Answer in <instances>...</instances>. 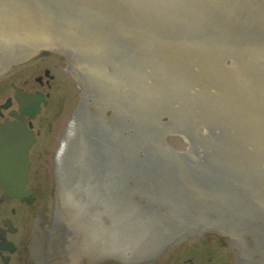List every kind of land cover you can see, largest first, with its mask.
I'll use <instances>...</instances> for the list:
<instances>
[{"label": "water", "instance_id": "obj_1", "mask_svg": "<svg viewBox=\"0 0 264 264\" xmlns=\"http://www.w3.org/2000/svg\"><path fill=\"white\" fill-rule=\"evenodd\" d=\"M44 51L81 89L57 155L78 127L69 191L125 211L126 240L204 222L264 254V0H0V73ZM12 88L30 120L47 105ZM34 141L0 124V183L27 173Z\"/></svg>", "mask_w": 264, "mask_h": 264}, {"label": "flooded vegetation", "instance_id": "obj_2", "mask_svg": "<svg viewBox=\"0 0 264 264\" xmlns=\"http://www.w3.org/2000/svg\"><path fill=\"white\" fill-rule=\"evenodd\" d=\"M39 85L49 82L42 79ZM43 108L30 120L20 113L14 92L0 103V123L25 122L35 140L27 173L0 183V264H264V254L251 241H228L222 253L223 241H207V234L215 233L202 225L184 226L178 234H130L126 240L123 220L112 213L105 195L71 192L68 179L60 176L57 166L64 163L57 155L64 136L58 150L52 143L39 145L35 123ZM76 136L68 139L70 146L82 141Z\"/></svg>", "mask_w": 264, "mask_h": 264}, {"label": "rangeland", "instance_id": "obj_3", "mask_svg": "<svg viewBox=\"0 0 264 264\" xmlns=\"http://www.w3.org/2000/svg\"><path fill=\"white\" fill-rule=\"evenodd\" d=\"M66 59L55 53L44 51L37 57L23 62L7 71L0 73V103L12 98L11 85L28 91H41L49 96L48 105L42 109L41 116L35 123L40 133V146L52 143L54 150L57 149L62 133L74 114L80 98L81 89L77 78L71 72L66 71ZM45 71L50 72L53 78L49 85L41 87L36 79L43 77ZM47 79L44 78V83ZM54 152V151H53ZM48 176H51L48 172ZM217 234H207L208 241H223L224 249L229 245V238H219Z\"/></svg>", "mask_w": 264, "mask_h": 264}]
</instances>
